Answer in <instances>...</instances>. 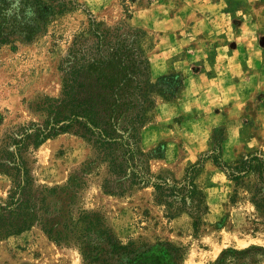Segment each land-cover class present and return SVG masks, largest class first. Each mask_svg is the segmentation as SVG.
I'll return each instance as SVG.
<instances>
[{
    "label": "rangeland",
    "instance_id": "obj_1",
    "mask_svg": "<svg viewBox=\"0 0 264 264\" xmlns=\"http://www.w3.org/2000/svg\"><path fill=\"white\" fill-rule=\"evenodd\" d=\"M74 1L76 6L53 16L31 42L0 49V148L6 135L20 127L54 122L63 61L76 39L82 49L96 42L89 13L100 32L118 29L119 36L133 39L153 85L160 77L181 76L172 97L154 86V103L145 114L141 149L151 175L180 184L185 169L212 149L213 135L223 134L227 163L250 152L264 153V0H188L200 19L181 29L169 17L184 0H165L164 5L162 0ZM92 152L84 140L66 133L38 148L28 145L25 158L38 184L51 188L65 185ZM104 175L90 177L77 207L102 215L123 244L166 250L178 256L176 264H215L227 249L264 247V233L251 230L254 209L248 194L211 160L195 177L204 205L196 228L187 212L165 205L170 200L159 202L153 187L104 194ZM7 187L8 180L0 177V199ZM0 264L86 263L77 248L56 245L32 228L0 241Z\"/></svg>",
    "mask_w": 264,
    "mask_h": 264
},
{
    "label": "trees",
    "instance_id": "obj_2",
    "mask_svg": "<svg viewBox=\"0 0 264 264\" xmlns=\"http://www.w3.org/2000/svg\"><path fill=\"white\" fill-rule=\"evenodd\" d=\"M74 7V0H0V49L29 43L49 20ZM89 15L94 48L82 49L79 40L63 61V89L55 101L54 122L28 124L6 135L0 148V177L8 180L0 199V241L39 228L56 245L73 246L86 264H176L178 256L154 250L144 243L123 244L107 227L104 217L77 207L92 176L105 173L100 188L106 195H122L133 187H153L158 201L187 212L198 226L204 207L195 177L211 160L227 179L248 194L254 218L253 234L264 233V153H247L232 163L222 159L223 134L213 135L212 149L189 165L180 184L151 175L141 149L145 114L153 106L154 86L169 97L181 85L180 75L160 77L153 85L147 60L129 36L97 29ZM50 115V112H48ZM81 138L92 156L74 171L65 185L38 184L25 151L38 148L60 134ZM177 251V250H175ZM264 247L227 249L215 264H260Z\"/></svg>",
    "mask_w": 264,
    "mask_h": 264
},
{
    "label": "crops",
    "instance_id": "obj_3",
    "mask_svg": "<svg viewBox=\"0 0 264 264\" xmlns=\"http://www.w3.org/2000/svg\"><path fill=\"white\" fill-rule=\"evenodd\" d=\"M184 1L185 2H182V3H180V1H179V4H177V6L175 7L176 8V14L173 17H169V21L174 23L176 27H179V29L185 27L186 25H189L190 23L196 25L197 23H199V19H200V17L197 16L196 12L192 11L187 6L188 0H184ZM164 3H166L165 0H162L163 5H164ZM168 3H170V2H168ZM182 5H185V6H182ZM192 6H195V5H192ZM151 7H153V6L151 5Z\"/></svg>",
    "mask_w": 264,
    "mask_h": 264
}]
</instances>
